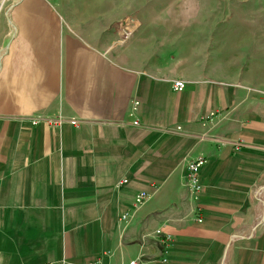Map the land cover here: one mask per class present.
<instances>
[{
    "label": "crops",
    "instance_id": "1",
    "mask_svg": "<svg viewBox=\"0 0 264 264\" xmlns=\"http://www.w3.org/2000/svg\"><path fill=\"white\" fill-rule=\"evenodd\" d=\"M148 6L0 0V264H264L263 45L201 56Z\"/></svg>",
    "mask_w": 264,
    "mask_h": 264
},
{
    "label": "rangeland",
    "instance_id": "2",
    "mask_svg": "<svg viewBox=\"0 0 264 264\" xmlns=\"http://www.w3.org/2000/svg\"><path fill=\"white\" fill-rule=\"evenodd\" d=\"M147 1L148 10H177L183 14L176 19L179 26L187 30L196 27L197 33H191V39L196 40L201 56H215L238 66L245 47L248 53H254V39L257 44L262 43L264 52V0ZM237 73L238 67L233 74ZM235 80L240 82L239 77Z\"/></svg>",
    "mask_w": 264,
    "mask_h": 264
},
{
    "label": "built area",
    "instance_id": "3",
    "mask_svg": "<svg viewBox=\"0 0 264 264\" xmlns=\"http://www.w3.org/2000/svg\"><path fill=\"white\" fill-rule=\"evenodd\" d=\"M120 20L118 22V28L117 33L119 35V40L121 42H125L128 39L131 38L133 35V20L130 18V16L127 15L126 10H121L120 12ZM185 87V82L177 81L172 83V88L176 91H181ZM139 105L137 101L133 103V109L136 110V107ZM133 114V113H132ZM131 114V115H132ZM214 113H211L213 115ZM44 121L48 124H59L65 121V119H61L59 117L54 116H48L44 117ZM73 126H78L79 122H76L75 120H69L68 121ZM34 125L38 124L37 121H33ZM206 159L204 157L201 158H195V159H188L185 163L186 168V174L184 177V184H185V190L187 195L194 197L198 199V196L203 191L204 184L202 183L201 179V170L202 166L206 163ZM127 180L121 181V184L126 183ZM149 198V195L146 192H142L137 194L136 199L134 200L133 208L137 211L139 210L143 204L147 201ZM128 217H123V221H127ZM198 222H202V217L199 215H196L194 218ZM170 244L168 241L166 245ZM171 246V245H170ZM129 264H140V262L137 259H133L129 261Z\"/></svg>",
    "mask_w": 264,
    "mask_h": 264
}]
</instances>
